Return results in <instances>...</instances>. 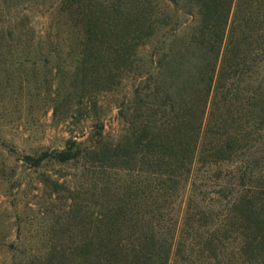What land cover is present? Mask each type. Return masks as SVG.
<instances>
[{"label": "trees", "instance_id": "1", "mask_svg": "<svg viewBox=\"0 0 264 264\" xmlns=\"http://www.w3.org/2000/svg\"><path fill=\"white\" fill-rule=\"evenodd\" d=\"M182 1L134 0L132 11L120 0L58 5L56 13L80 26L81 56L112 85L148 41L180 25L181 13L194 18L203 56H170L168 73L148 75V101L135 107L125 142L84 150L74 141L25 156L34 166L136 160L132 180H105L75 199L71 209L84 208L87 232L39 264H264V170L248 168L259 162L249 153L258 143L264 153V89L248 90L243 102L234 86L247 56H264V0Z\"/></svg>", "mask_w": 264, "mask_h": 264}, {"label": "rangeland", "instance_id": "2", "mask_svg": "<svg viewBox=\"0 0 264 264\" xmlns=\"http://www.w3.org/2000/svg\"><path fill=\"white\" fill-rule=\"evenodd\" d=\"M120 1L123 10L134 8V0ZM60 2L0 0V264L47 263L50 252L68 250L72 238L88 230L84 208L71 209L75 199L83 202L105 180L122 186L137 174L129 170L136 160L112 168L99 161L93 166L87 158L34 166L25 156L74 141L84 150L125 142L135 107L148 101V75L168 73L170 56H203L192 40L194 18L181 13L180 25L169 24L165 34L148 41L134 56L137 65L112 85L81 56L80 26L56 13ZM247 57L248 66L234 80L243 102L248 90L264 89L263 52ZM261 147L249 152L259 160L249 170H264Z\"/></svg>", "mask_w": 264, "mask_h": 264}]
</instances>
